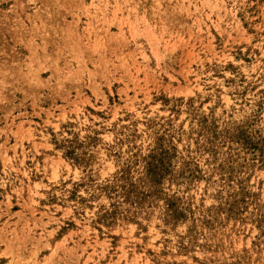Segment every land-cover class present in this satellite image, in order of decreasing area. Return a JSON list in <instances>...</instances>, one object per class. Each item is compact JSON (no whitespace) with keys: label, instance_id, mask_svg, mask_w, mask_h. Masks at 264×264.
I'll return each mask as SVG.
<instances>
[{"label":"rangeland","instance_id":"rangeland-1","mask_svg":"<svg viewBox=\"0 0 264 264\" xmlns=\"http://www.w3.org/2000/svg\"><path fill=\"white\" fill-rule=\"evenodd\" d=\"M0 264H264V0H0Z\"/></svg>","mask_w":264,"mask_h":264}]
</instances>
